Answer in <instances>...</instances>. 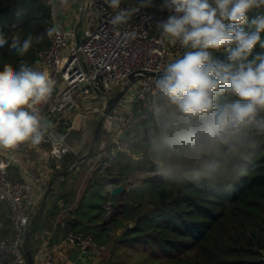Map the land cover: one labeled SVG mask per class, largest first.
I'll return each instance as SVG.
<instances>
[{"label":"clouds","instance_id":"1","mask_svg":"<svg viewBox=\"0 0 264 264\" xmlns=\"http://www.w3.org/2000/svg\"><path fill=\"white\" fill-rule=\"evenodd\" d=\"M94 5L95 0H86ZM114 10L108 20L114 34L127 43L137 39L136 30L121 31L141 8H121L122 0H104ZM67 4L68 0H61ZM161 10L171 14L156 28L161 40L185 49L154 79L155 92L141 116L142 154L164 176L184 174L227 178L257 136H264V13L248 23V13L264 9V0H162ZM225 22H228L227 24ZM60 28L47 30L51 38ZM42 37H37L39 43ZM28 35L17 33L11 42L0 31V48L9 46L23 57L33 46ZM228 52L227 61L214 59L209 50ZM54 81L21 61L19 69L4 64L0 70V148L14 149L24 142L37 146L50 124H42L35 106L46 102ZM60 142L55 136L49 137Z\"/></svg>","mask_w":264,"mask_h":264},{"label":"trees","instance_id":"2","mask_svg":"<svg viewBox=\"0 0 264 264\" xmlns=\"http://www.w3.org/2000/svg\"><path fill=\"white\" fill-rule=\"evenodd\" d=\"M124 2L139 4L140 0ZM161 4L162 0H152L145 9L161 13L166 10H161ZM262 13L264 9L251 10L248 23L241 27L253 30L251 20ZM53 25L52 0H0V31L9 42L17 33L21 40L28 35L34 38L23 57L8 45L0 48V70L6 63L18 70L24 61L40 71L38 53L50 45L47 30ZM37 37H42L39 43H35ZM209 52L214 59L227 61L226 50ZM261 53L264 48L258 44L249 59ZM147 103L135 100L125 147L107 174H100V181L107 185L125 186L122 211L103 223L101 204L109 198L95 192L87 206L79 207L81 214L90 215L93 225L83 226L81 215L73 232L92 234L96 243L107 246L108 264H264V136L254 139L227 178L164 176L141 151V116ZM77 160L69 155V164ZM142 172L156 176L143 180ZM0 221L4 224L0 238L10 235V210L5 202H0Z\"/></svg>","mask_w":264,"mask_h":264},{"label":"built area","instance_id":"3","mask_svg":"<svg viewBox=\"0 0 264 264\" xmlns=\"http://www.w3.org/2000/svg\"><path fill=\"white\" fill-rule=\"evenodd\" d=\"M79 6L83 16L82 26H86L80 44H76L75 31L68 26V19L57 16L56 8L52 4L54 25L59 26L60 32L54 34L50 45L38 53L40 71H45L54 81L51 97L64 83L51 110L60 111L67 105L74 104L76 95L86 105L91 106L92 98L97 96L96 88L111 95L132 73L154 72L156 76L144 74L133 83L113 111L106 116L105 122L109 123L110 130L114 123L119 122L130 132L133 127L135 100L149 102L155 92L154 79L163 74L169 62L182 56L185 51L179 42L172 45L167 40H161L156 28L171 13L168 10L152 13L141 8L132 16L129 24L121 28V31L134 29L138 33L136 40L125 43L114 34L108 24L114 10L104 0H95L94 5L81 0ZM137 6V3L127 4L122 0L121 8ZM51 97L35 106L41 117L50 108ZM51 136L54 135L46 132L44 141L37 146L49 144L51 154L59 159L72 151L66 143L67 135H61L63 140L60 142H54L49 138ZM26 143L28 142L17 147ZM123 144V141L117 140L114 147L108 144L100 146L93 162L99 174H107L119 152L123 150ZM1 151L3 148H0V202H5L10 210L12 233L0 238V253L9 256L11 264H29L24 239L32 213L30 198L42 177L36 170L28 171L22 179L14 177L9 170L10 161ZM112 186L113 184H108L109 189ZM68 241L70 244L79 245L85 251L95 242L91 235L73 231L69 232ZM44 262L58 264L53 250L45 251Z\"/></svg>","mask_w":264,"mask_h":264},{"label":"crops","instance_id":"4","mask_svg":"<svg viewBox=\"0 0 264 264\" xmlns=\"http://www.w3.org/2000/svg\"><path fill=\"white\" fill-rule=\"evenodd\" d=\"M52 1L57 16L68 19V26L75 31L80 16H82L79 6L81 0H68L67 4H62L61 0ZM63 87L64 83L52 95L50 108L42 115V124H50L51 127H48L46 132L53 134L56 138L67 135L66 143L72 148L68 156L66 154L63 158H55L51 154L49 144L33 146L30 142L14 149H3L1 153L10 161L9 170L14 177L25 178L30 170H36L42 177L30 198L32 213L29 227H38L29 242V246L34 252L35 264H45L44 258L47 250H53L58 264H108L110 249L107 246L94 242L87 249L88 251H85L79 245L70 244L68 234L76 231L72 226L81 215L83 226L93 225L90 215L88 213L81 214L79 207L87 206L95 192H100L109 198L101 204L105 209V215L101 220L103 223L110 222L113 215L118 212L114 210V206H110V189L104 181H100V174L94 168L93 162L100 146L103 144L116 146V141L120 140L125 129L117 122L110 130L109 123L104 121L102 136L93 155L83 161L78 168L70 171L72 166L88 152L94 141L102 103L100 102L98 108H94L93 104L86 105L84 100L76 95L74 104H69L60 111H52L51 107L57 102L58 94ZM126 140H123V149ZM69 155L76 156L78 160L69 164ZM65 171L70 172L63 176ZM148 173L152 172H142L140 174L142 179ZM152 174L149 179L156 176L155 173ZM51 186L50 197L43 203ZM54 198H58V200L54 202ZM121 198L123 202V197ZM105 218L106 221H104ZM3 228L4 224L0 221V233L3 232ZM79 233L93 237L92 234ZM0 264H11L10 257L0 253Z\"/></svg>","mask_w":264,"mask_h":264},{"label":"water","instance_id":"5","mask_svg":"<svg viewBox=\"0 0 264 264\" xmlns=\"http://www.w3.org/2000/svg\"><path fill=\"white\" fill-rule=\"evenodd\" d=\"M82 23H83V16H80V19L78 21V24L75 28V40L76 44L79 45L81 41V28H82ZM144 74H149L156 76L157 74L154 72H134L132 73L129 78L124 82V84L116 89L111 95L106 94L102 92L99 88H96V93L97 95L101 98L102 100V109H101V116L98 119L97 125H96V130H95V137L92 145L90 146L88 152L76 162L71 168L70 171L75 170L76 168L79 167V165L90 158L93 155V152L95 150L96 145L98 144L101 136H102V130H103V125L104 121L106 119V116L110 114L113 109L117 106L119 103L120 99L124 96V94L128 91L129 87L135 83L137 80H139ZM129 135V131L125 130L120 138L121 141L125 140ZM70 171H65L63 172V176H66L68 172ZM153 174L148 173L146 176L143 177L144 180H147L151 178ZM153 178V177H152ZM52 191V186L46 193L44 197L43 203L47 201V199L50 197V192ZM125 193V186L123 184H118V185H113L112 188L109 190V195L111 198L110 206L117 207V211L121 212L122 208L124 206L123 202H120L121 197H123ZM58 198H54V202L57 201ZM106 221V218L104 219ZM37 226L29 227L28 230L25 233V239H24V249L27 254L28 258V263L29 264H35V256L34 252L29 246V242L31 241L33 235L37 232ZM123 229L118 230V233H122Z\"/></svg>","mask_w":264,"mask_h":264},{"label":"rangeland","instance_id":"6","mask_svg":"<svg viewBox=\"0 0 264 264\" xmlns=\"http://www.w3.org/2000/svg\"><path fill=\"white\" fill-rule=\"evenodd\" d=\"M123 2H124V0H123ZM127 4H129V2H127ZM85 27L86 26L83 25L81 28V37L84 35ZM97 101H98V103H97ZM100 102L102 103V100L98 96H96L94 99L92 98V104H93L94 108L95 107L98 108L100 106ZM120 201L122 202V198L120 199ZM114 210H117V207H114Z\"/></svg>","mask_w":264,"mask_h":264}]
</instances>
